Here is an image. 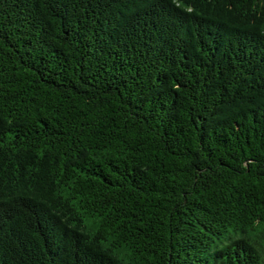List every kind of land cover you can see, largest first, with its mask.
<instances>
[{"label": "trees", "instance_id": "trees-1", "mask_svg": "<svg viewBox=\"0 0 264 264\" xmlns=\"http://www.w3.org/2000/svg\"><path fill=\"white\" fill-rule=\"evenodd\" d=\"M0 264H264V0H0Z\"/></svg>", "mask_w": 264, "mask_h": 264}]
</instances>
